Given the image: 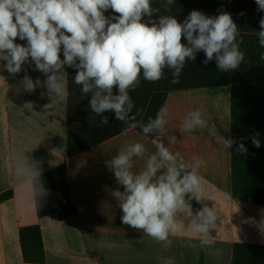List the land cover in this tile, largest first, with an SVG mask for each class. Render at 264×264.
Here are the masks:
<instances>
[{
	"label": "crops",
	"instance_id": "0c3cea01",
	"mask_svg": "<svg viewBox=\"0 0 264 264\" xmlns=\"http://www.w3.org/2000/svg\"><path fill=\"white\" fill-rule=\"evenodd\" d=\"M163 3L153 0L159 13L152 19L174 15L183 22L192 10L208 16L230 13L239 28L241 51L243 37L256 35L264 17L255 0H176L170 11H165ZM105 15L116 14L109 10ZM16 43L27 42L17 39ZM204 60L205 54L197 52L196 59L187 61L180 74L185 83L202 86L172 90L163 105L168 110V136L176 137L173 149L186 160L200 159L199 175L205 188L197 209L193 205L191 214L178 213L181 228L170 237L171 248L123 224L122 210L112 196L114 190L123 188L106 162L131 141L145 143L149 152L155 151L138 128L119 121L113 111L102 114L108 123L101 124L102 116L91 110V94L83 93L74 82L75 68L65 66L67 96L58 98L47 93L43 86L46 77L33 70V63L24 64L16 75L0 67V264H34L24 261L20 243V230L31 226H39L42 233L45 261L40 264H163L169 257L174 264H231L235 244L264 246V205L234 196L232 147L226 149L223 141L232 139L233 80H225L232 71L221 72L215 60L208 64ZM25 74L41 82L31 93L21 84ZM209 81L222 84L203 85ZM158 82L141 76L139 86L130 91L134 103L130 115L135 120L144 116ZM197 109L209 126L218 129L215 137H210L206 128L180 132L183 119ZM154 138L155 134H150L149 140ZM162 140L169 146L167 137ZM19 157H27L40 175L61 164L66 166L67 184L77 208L74 216L60 219L53 213L38 217L29 181L15 174ZM142 166L143 160L138 159L136 170ZM7 193L11 196L2 199ZM203 205L215 207L219 216L217 227L210 230L215 240L212 249L200 248L197 234L191 231L195 211ZM189 242L194 246L188 247Z\"/></svg>",
	"mask_w": 264,
	"mask_h": 264
},
{
	"label": "clouds",
	"instance_id": "9594fccd",
	"mask_svg": "<svg viewBox=\"0 0 264 264\" xmlns=\"http://www.w3.org/2000/svg\"><path fill=\"white\" fill-rule=\"evenodd\" d=\"M175 2L164 0L165 11H170ZM255 3L259 11H264V0ZM109 10L116 15L106 16ZM157 13L159 8L153 7V0H0V62H6L0 67L16 75L24 64L33 63V70L46 77L43 86L47 93L58 98L67 96L65 66L75 68L74 82L83 93L91 94L90 107L95 115L102 116L101 124L108 123V117L102 114L113 111L119 121L141 130L155 151L149 152L145 143L131 141L106 162L123 188L114 190L112 196L122 210L123 224L171 248L170 237L181 228L178 213L191 214L193 202L201 204L203 200L201 161L197 157L186 160L173 149L176 137L166 131V108L161 107L147 122L135 120L130 115L134 108L130 91L139 86L141 76L151 83L160 81L165 69L172 73L171 82L179 83L186 62L195 60L200 51L205 54L204 64L215 60L221 72L238 69L245 54L240 50L239 28L230 13L208 16L192 10L183 22L174 15L152 19ZM259 25L256 36L264 48V17ZM17 39L26 41V45L16 43ZM40 83L27 74L21 81L29 93ZM198 128H206L210 137L218 132L198 109L186 115L179 130L184 134ZM224 130L230 133V128ZM150 134L155 138L149 140ZM162 137L168 138L169 146ZM223 141L226 149L237 143L231 138ZM252 142L260 147L258 139ZM236 150L247 151L242 142ZM138 159L143 160V166L136 170ZM15 174L29 181L33 201L46 194L40 172L27 157L17 158ZM195 216L191 231L197 234L199 247L212 249L215 240L210 230L217 227L219 219L215 207L203 205ZM193 246L189 242L188 247ZM163 264L174 261L169 257Z\"/></svg>",
	"mask_w": 264,
	"mask_h": 264
},
{
	"label": "trees",
	"instance_id": "16d2710c",
	"mask_svg": "<svg viewBox=\"0 0 264 264\" xmlns=\"http://www.w3.org/2000/svg\"><path fill=\"white\" fill-rule=\"evenodd\" d=\"M245 54L239 68L232 71L225 80H233L231 95L232 139V189L236 198L264 205V48H261L256 35L243 37ZM172 73L165 69L164 78L156 85L149 100L147 110L140 121L147 122L155 118L163 107L168 92L192 86L198 83H185L179 76V83L173 84ZM222 81H209L204 86H220ZM139 131H141L138 128ZM258 134V135H257ZM253 138L260 142L257 148ZM242 142L246 152H237ZM71 154V148H70ZM46 194L38 197L36 211L39 218L57 214L67 219L77 213L66 180V166L61 164L40 175ZM11 193L2 196L8 198ZM194 207L198 206L193 202ZM20 243L23 259L26 263L40 264L45 261L42 233L39 226L25 227L20 230ZM231 264H264V246L235 244Z\"/></svg>",
	"mask_w": 264,
	"mask_h": 264
}]
</instances>
